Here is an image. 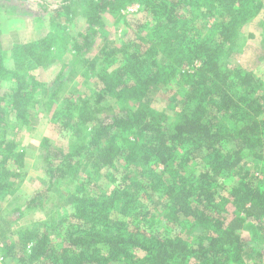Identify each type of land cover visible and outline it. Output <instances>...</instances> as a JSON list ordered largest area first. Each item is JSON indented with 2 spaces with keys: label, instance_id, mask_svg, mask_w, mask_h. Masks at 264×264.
Instances as JSON below:
<instances>
[{
  "label": "trees",
  "instance_id": "16d2710c",
  "mask_svg": "<svg viewBox=\"0 0 264 264\" xmlns=\"http://www.w3.org/2000/svg\"><path fill=\"white\" fill-rule=\"evenodd\" d=\"M0 1L48 14L42 37L14 45L12 66L0 27V198L24 177L11 126L30 123L41 89L27 63L46 68L63 56L69 24L83 20L73 55L96 82L92 96L55 113L65 145L42 139L48 184L15 211L43 208L59 188L66 215L34 227L3 217L4 260L241 264L248 243L235 222L244 220L264 247V168L249 165L264 160V87L234 61L245 24L259 17L264 32L262 0ZM108 17L126 28L120 46L81 60L107 36ZM109 101L117 108L104 116Z\"/></svg>",
  "mask_w": 264,
  "mask_h": 264
},
{
  "label": "rangeland",
  "instance_id": "374dc122",
  "mask_svg": "<svg viewBox=\"0 0 264 264\" xmlns=\"http://www.w3.org/2000/svg\"><path fill=\"white\" fill-rule=\"evenodd\" d=\"M262 1L264 2V0ZM37 11L38 8L34 3L11 4L0 1L2 47L8 66H12L14 63L12 49L15 44L23 43L27 39L40 38L47 32L48 14L43 15ZM109 18H106L109 21L107 22L109 25L107 36H96L92 41L91 48L85 52L84 56L80 58L81 60L89 58V56L95 57L102 49L120 46L126 28L123 24L113 25L112 19ZM259 22V17H257L243 26L234 61L240 66L250 68L256 80L264 87V32L260 29ZM84 28L83 20L78 21L76 25L69 24L68 36L70 40L66 45V51L63 56L55 59L48 67L39 68L33 62L27 63L29 70L35 73L41 82L40 97L32 109L30 123L25 126L13 123L11 126L13 134L11 136L15 138L25 154V164L22 169L24 177L17 179L13 189L0 198V225L2 218L6 217L15 226L34 227L42 222H48L50 217L62 218L67 213L59 188L51 192L49 202L45 201L43 208L23 213L15 211L18 208L23 209L25 201L46 188L48 184L46 168L41 157L42 139L49 137L53 144L65 145L66 140L60 137L57 130L55 113L65 105L67 100L72 99L75 104H80L84 98L92 96L95 91L96 82L91 77L90 71L86 74L89 64L78 61L73 55V42L77 39L82 43L83 39L79 34L84 32ZM59 76L61 85L57 81ZM53 88H57L55 96H51L50 93ZM165 105L166 101L156 95L153 106L156 109L162 108L168 114L170 110L164 107ZM116 108L114 102L109 101L103 110L104 116L112 113ZM256 162L257 160L251 161L249 165L255 164L258 174L259 169L264 168V160L258 161L257 165ZM235 226L241 237L245 238L248 243L244 252L239 256L241 264H264V247L256 242L259 232L255 230L254 225L250 220H244L242 223L236 221ZM0 256L3 257L1 264H16L15 261H7L6 258L4 260L1 246Z\"/></svg>",
  "mask_w": 264,
  "mask_h": 264
},
{
  "label": "built area",
  "instance_id": "2783aa9c",
  "mask_svg": "<svg viewBox=\"0 0 264 264\" xmlns=\"http://www.w3.org/2000/svg\"><path fill=\"white\" fill-rule=\"evenodd\" d=\"M137 9H138V5H132V6L128 7L127 11L132 12V11H136ZM2 260H3V257L0 256V264H1Z\"/></svg>",
  "mask_w": 264,
  "mask_h": 264
},
{
  "label": "crops",
  "instance_id": "0c3cea01",
  "mask_svg": "<svg viewBox=\"0 0 264 264\" xmlns=\"http://www.w3.org/2000/svg\"><path fill=\"white\" fill-rule=\"evenodd\" d=\"M38 38H39V37H38ZM38 38H36V39H38ZM36 39H33V40H31V39H27V40L24 41L23 43H28V42L34 41V40H36Z\"/></svg>",
  "mask_w": 264,
  "mask_h": 264
}]
</instances>
